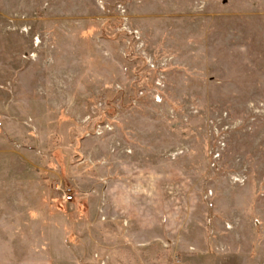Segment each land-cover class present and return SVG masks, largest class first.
Returning a JSON list of instances; mask_svg holds the SVG:
<instances>
[{"label":"rangeland","instance_id":"1","mask_svg":"<svg viewBox=\"0 0 264 264\" xmlns=\"http://www.w3.org/2000/svg\"><path fill=\"white\" fill-rule=\"evenodd\" d=\"M0 264H264V0H0Z\"/></svg>","mask_w":264,"mask_h":264}]
</instances>
